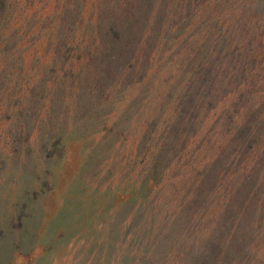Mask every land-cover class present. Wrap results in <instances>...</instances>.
I'll return each mask as SVG.
<instances>
[{"label": "rangeland", "instance_id": "rangeland-1", "mask_svg": "<svg viewBox=\"0 0 264 264\" xmlns=\"http://www.w3.org/2000/svg\"><path fill=\"white\" fill-rule=\"evenodd\" d=\"M254 72L245 168L223 170L214 148L197 158L158 91L83 95L34 129L17 116L0 164V264H264V65Z\"/></svg>", "mask_w": 264, "mask_h": 264}, {"label": "trees", "instance_id": "trees-1", "mask_svg": "<svg viewBox=\"0 0 264 264\" xmlns=\"http://www.w3.org/2000/svg\"><path fill=\"white\" fill-rule=\"evenodd\" d=\"M256 1L0 0V164L18 137L17 116L34 129L55 109L112 88L162 92L169 125L186 121L176 134L191 137L200 160L214 148L223 170L256 165V125L244 126L254 67L264 65Z\"/></svg>", "mask_w": 264, "mask_h": 264}]
</instances>
